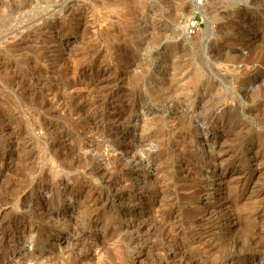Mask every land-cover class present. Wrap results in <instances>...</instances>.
<instances>
[{"label":"rangeland","instance_id":"rangeland-1","mask_svg":"<svg viewBox=\"0 0 264 264\" xmlns=\"http://www.w3.org/2000/svg\"><path fill=\"white\" fill-rule=\"evenodd\" d=\"M0 223V264H264V0H0Z\"/></svg>","mask_w":264,"mask_h":264},{"label":"bare ground","instance_id":"bare-ground-1","mask_svg":"<svg viewBox=\"0 0 264 264\" xmlns=\"http://www.w3.org/2000/svg\"><path fill=\"white\" fill-rule=\"evenodd\" d=\"M2 221V220H1ZM9 223V222H8ZM6 226V225H5ZM9 226V225H8ZM18 227V226H17ZM19 228V227H18ZM23 228V227H22ZM21 229V228H20ZM22 230V229H21ZM29 230V229H28ZM17 231V230H16ZM19 232H21V231H19ZM24 233V232H23ZM7 234V233H6ZM13 235V234H12ZM10 236V235H9ZM17 237V236H16ZM22 237V236H21ZM1 240H8V241H13V237H12V239H11V237H7L6 235H5V233L3 232V227H2V225H1V223H0V247H1ZM17 242V241H16ZM5 244V243H4ZM14 245V244H13ZM7 247V246H6ZM9 247V246H8ZM11 247V246H10ZM6 250H7V248H6ZM13 251V250H12ZM183 257V256H182ZM189 259V258H188ZM2 260H4V258L2 257ZM181 260V259H180ZM2 263V262H1ZM180 263V262H179ZM5 264V263H4ZM181 264V263H180Z\"/></svg>","mask_w":264,"mask_h":264},{"label":"built area","instance_id":"built-area-1","mask_svg":"<svg viewBox=\"0 0 264 264\" xmlns=\"http://www.w3.org/2000/svg\"><path fill=\"white\" fill-rule=\"evenodd\" d=\"M188 25H189L190 28L197 27V25H198L197 19L196 18L190 19Z\"/></svg>","mask_w":264,"mask_h":264}]
</instances>
